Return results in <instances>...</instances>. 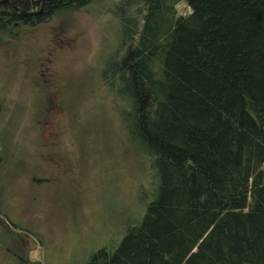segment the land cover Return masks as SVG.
I'll return each instance as SVG.
<instances>
[{"label": "trees", "instance_id": "1", "mask_svg": "<svg viewBox=\"0 0 264 264\" xmlns=\"http://www.w3.org/2000/svg\"><path fill=\"white\" fill-rule=\"evenodd\" d=\"M10 1L35 24L92 0H3L0 32ZM124 1L142 25L131 40L123 21L108 79L151 180L139 220L84 264H264V0Z\"/></svg>", "mask_w": 264, "mask_h": 264}, {"label": "rangeland", "instance_id": "2", "mask_svg": "<svg viewBox=\"0 0 264 264\" xmlns=\"http://www.w3.org/2000/svg\"><path fill=\"white\" fill-rule=\"evenodd\" d=\"M115 1L0 32V264H84L142 215L149 162L108 69L123 21L134 40L143 13Z\"/></svg>", "mask_w": 264, "mask_h": 264}, {"label": "flooded vegetation", "instance_id": "3", "mask_svg": "<svg viewBox=\"0 0 264 264\" xmlns=\"http://www.w3.org/2000/svg\"><path fill=\"white\" fill-rule=\"evenodd\" d=\"M10 4L12 5V7L14 8V9H16L17 11H21V8H18L15 4H14V2L13 1H10ZM32 8V7H31ZM34 10V9H33ZM26 11H30V10H26ZM32 11V10H31ZM29 13V12H28ZM30 17H32V15H26V16H23V20L25 19L26 21H28V23H30V21L32 20V18H30ZM18 23H21V14H20V17L16 20V21H14V22H12V24H18Z\"/></svg>", "mask_w": 264, "mask_h": 264}, {"label": "water", "instance_id": "4", "mask_svg": "<svg viewBox=\"0 0 264 264\" xmlns=\"http://www.w3.org/2000/svg\"><path fill=\"white\" fill-rule=\"evenodd\" d=\"M3 0H0V2H2ZM43 3V0L41 1V4ZM39 13V11H37ZM20 14L22 16H26V15H33V14H36V12H31V13H26V12H23V11H20Z\"/></svg>", "mask_w": 264, "mask_h": 264}]
</instances>
